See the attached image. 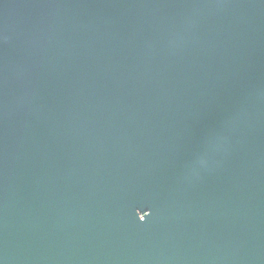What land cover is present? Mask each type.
<instances>
[{
  "label": "water",
  "instance_id": "obj_1",
  "mask_svg": "<svg viewBox=\"0 0 264 264\" xmlns=\"http://www.w3.org/2000/svg\"><path fill=\"white\" fill-rule=\"evenodd\" d=\"M0 264H264V0H0Z\"/></svg>",
  "mask_w": 264,
  "mask_h": 264
}]
</instances>
